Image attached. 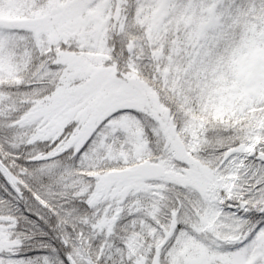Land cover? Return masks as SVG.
<instances>
[{
	"label": "snow or ice",
	"instance_id": "6c2138e0",
	"mask_svg": "<svg viewBox=\"0 0 264 264\" xmlns=\"http://www.w3.org/2000/svg\"><path fill=\"white\" fill-rule=\"evenodd\" d=\"M0 264H264V0H0Z\"/></svg>",
	"mask_w": 264,
	"mask_h": 264
},
{
	"label": "trees",
	"instance_id": "16d2710c",
	"mask_svg": "<svg viewBox=\"0 0 264 264\" xmlns=\"http://www.w3.org/2000/svg\"><path fill=\"white\" fill-rule=\"evenodd\" d=\"M33 231L35 235L32 240L29 241L28 251L25 250L21 253V255H34L36 253H45L43 251H49L48 249H44L41 245L49 244L52 246H56L59 248L60 240L58 232L53 231L52 229L41 225L40 227L34 228ZM43 232L44 234H41Z\"/></svg>",
	"mask_w": 264,
	"mask_h": 264
},
{
	"label": "rangeland",
	"instance_id": "374dc122",
	"mask_svg": "<svg viewBox=\"0 0 264 264\" xmlns=\"http://www.w3.org/2000/svg\"><path fill=\"white\" fill-rule=\"evenodd\" d=\"M60 247V246H59ZM29 248V247H28ZM28 248L26 249L28 251ZM45 253H36L34 255H23L25 258H31V257H39V256H43V255H48L50 254V252L48 251H43Z\"/></svg>",
	"mask_w": 264,
	"mask_h": 264
},
{
	"label": "flooded vegetation",
	"instance_id": "af4514ba",
	"mask_svg": "<svg viewBox=\"0 0 264 264\" xmlns=\"http://www.w3.org/2000/svg\"><path fill=\"white\" fill-rule=\"evenodd\" d=\"M28 247H29V241H27L26 244H25V250H26ZM25 250H24V251H25Z\"/></svg>",
	"mask_w": 264,
	"mask_h": 264
}]
</instances>
